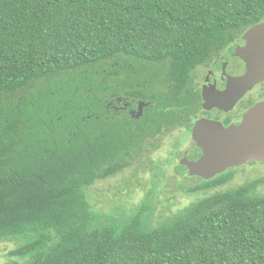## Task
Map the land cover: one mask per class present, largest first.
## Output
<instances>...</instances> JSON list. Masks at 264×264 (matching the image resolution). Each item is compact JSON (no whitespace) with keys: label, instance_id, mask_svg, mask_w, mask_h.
Segmentation results:
<instances>
[{"label":"trees","instance_id":"trees-1","mask_svg":"<svg viewBox=\"0 0 264 264\" xmlns=\"http://www.w3.org/2000/svg\"><path fill=\"white\" fill-rule=\"evenodd\" d=\"M263 22L264 0H0V240L24 260L7 264H264V176L234 183L249 170L193 184L163 219L173 153L136 209L89 198L178 125L187 77Z\"/></svg>","mask_w":264,"mask_h":264},{"label":"flooded vegetation","instance_id":"flooded-vegetation-1","mask_svg":"<svg viewBox=\"0 0 264 264\" xmlns=\"http://www.w3.org/2000/svg\"><path fill=\"white\" fill-rule=\"evenodd\" d=\"M183 90L185 99L180 102L178 110L177 106H173L178 125L168 134L175 133L178 137L169 153H173L172 157L176 160L173 172L183 176V180H192L196 184L207 181L198 174L210 168L209 161L198 151L197 137L203 132L198 127L206 121L220 123L226 128L235 126L243 129L250 126L256 131L257 126L263 127L264 81L241 93V80L230 71L226 51L220 58L193 71L183 82ZM139 104L130 109V104L124 101V110L129 109L132 116V112L138 111ZM188 164H192L191 167ZM256 167L264 172V165L256 160L233 169L253 171Z\"/></svg>","mask_w":264,"mask_h":264},{"label":"water","instance_id":"water-1","mask_svg":"<svg viewBox=\"0 0 264 264\" xmlns=\"http://www.w3.org/2000/svg\"><path fill=\"white\" fill-rule=\"evenodd\" d=\"M227 58L230 71L241 80V93L263 82L264 22L237 39L227 50ZM148 106L140 102L138 111L132 112V117L139 119ZM198 128L203 131L197 137L198 151L210 164L206 172L198 174L205 180L211 181L230 169L246 166L251 160L264 165V126H257L255 131L250 126L243 129L235 126L226 128L220 123L206 121ZM9 247L10 244H3L0 253L6 252Z\"/></svg>","mask_w":264,"mask_h":264},{"label":"rangeland","instance_id":"rangeland-1","mask_svg":"<svg viewBox=\"0 0 264 264\" xmlns=\"http://www.w3.org/2000/svg\"><path fill=\"white\" fill-rule=\"evenodd\" d=\"M177 137L178 134L175 133L165 135L156 148L150 149L144 163L132 167L108 183L93 186L89 190V198L94 209L109 212L110 210L123 207H128L130 210L139 207L144 200L147 190L151 186L153 169L160 159H165L168 156L172 144ZM253 169L255 170L248 171L245 175L239 174L234 183L244 180H257L264 176V172L259 170V168ZM173 170L174 167L163 187L164 193L160 195L162 203L157 213L158 219L168 217L178 210L187 207L196 198L195 195L188 194L187 191V188L192 186L194 181L183 180V176L174 173ZM3 244H10V247L6 252L0 253V264L24 261L9 254L15 248L12 243L0 240V248ZM21 244L23 242H20L17 246Z\"/></svg>","mask_w":264,"mask_h":264}]
</instances>
